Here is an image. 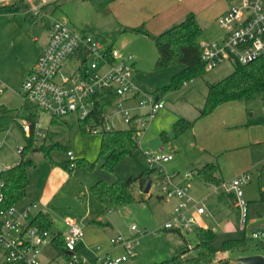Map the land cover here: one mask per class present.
<instances>
[{"label": "rangeland", "instance_id": "374dc122", "mask_svg": "<svg viewBox=\"0 0 264 264\" xmlns=\"http://www.w3.org/2000/svg\"><path fill=\"white\" fill-rule=\"evenodd\" d=\"M59 1L60 3H58ZM193 1L198 4L199 2L202 3L205 0ZM58 2H56L58 4H56L57 7L55 10V17L67 18V21L76 29L82 30L86 28L90 30L97 36V38L101 39L104 44L114 45L124 55H134V61H137L138 64L135 68L133 66V73L141 80L139 83L141 85L136 83L135 80L134 82L142 91L154 92L156 95L162 97V99L167 103L165 111H174V109H179L176 105L178 103V105L184 104L185 107H187V114H191V117H201L200 109L204 106L208 91H206V88L201 89L197 87V83L205 85L209 82H216L213 80V76L216 73L224 72L226 73L224 77H226L235 69V65L230 62H223L217 67L207 70L203 75L196 77L193 80H189L188 84H184L181 88L162 94L158 89L163 84L169 82L172 76L183 68V64L163 69L156 68L155 64L158 58V50L153 38L146 33L139 34L125 31L124 29L125 27H128V25H125L122 21L123 26L119 24L120 18L123 17V9H125L128 0H58ZM113 10L120 11V18L116 17ZM52 18L53 17L51 16L45 17L44 21L52 23ZM34 26H36L37 34H44L42 20H40L37 24H27V27ZM143 28L148 30L144 26ZM213 32L214 36H211L209 39L204 38L205 40L203 41L215 40L223 35L224 31L220 27L219 22L215 25ZM217 40L221 41V39ZM78 63L79 62H77L76 59H73L68 63L66 72L71 73L72 69L76 67ZM190 90L191 93L188 94V91ZM193 90L195 91V96L192 93ZM188 95L193 100H190ZM132 97L136 98L125 101L124 106L131 110L132 115L146 114L147 108L140 105V97L138 95H134ZM235 101L236 104L234 106H242L244 110V117L246 115L250 120H257V122L260 121V123L264 125V92L257 94L250 100ZM15 103L16 101H11V104L14 105ZM113 110L116 111L113 106L107 108L108 113ZM232 110H234V108ZM161 111L162 109L157 113V115H159ZM68 118L69 119H65L68 124H51L49 115L45 112L40 113L38 117L39 125H37L36 128L37 144L38 146L41 144L48 146L50 148L51 158H47L44 152L38 148L27 153V158L33 160L36 165L30 169L29 176L31 185L28 188V196L35 192L39 193L41 190H45L47 195L50 193L52 194L56 185L60 186L67 181L66 188L68 189H73L74 186V188L78 187L77 183L80 185L77 194L80 199H82L79 200L85 205V200L87 199L88 194L95 198L89 191L93 184L99 180H104L108 184H113L118 180L127 181L130 177H138L144 169L148 168L144 152L151 151L159 153L163 150L168 151L170 149V145L169 142H164L163 134L166 132L170 137L175 136L173 132L174 123L172 128L168 129L163 127L162 124L164 121H162V123L158 120V118L147 123L145 127L139 126V148L133 156H127L122 159L117 164L114 171H109L103 167L104 160L99 156L100 139L102 135L93 134L90 128H87L86 131H82L80 126L81 121L78 117L72 115ZM258 118H260V120ZM114 119L119 120V122L116 121L118 123V129H127L129 127L128 124L122 121L121 114L116 113L115 115H111L110 120L112 121ZM195 120L196 119H192L191 121L195 123ZM26 122L27 121L23 120L22 124L24 125ZM245 127V125L244 127L241 125L239 127H234V129L237 131L236 128H239L238 131H244ZM179 137L183 143H178L180 145L190 147L191 153H193L191 141H193L194 138L192 139L191 128L186 130ZM0 138L2 140V145L0 146V167L6 169L14 166L20 160V148L26 144L22 128L16 121H14L12 116L0 115ZM175 138L178 139V137ZM176 139L175 141H178ZM180 145L178 146V150L175 154L181 153ZM65 148L72 149L77 159H87V161H89V165H77L76 169L83 170L82 175L76 176L75 172H70L64 168L67 160ZM190 150L188 148L189 152ZM206 152L208 151L204 152L205 156ZM260 154H264V152H261ZM213 162L218 165V161L214 158ZM193 167L195 166L193 165ZM191 169L192 168L189 165L184 173L191 171ZM232 170L233 169L228 172H232ZM216 173L218 176L221 175L220 166H218V171ZM254 173L255 172L251 175V183H247L243 186L244 198L247 201L259 198V179L261 188L264 186V173L261 178L254 175ZM159 174V171H155L150 176L153 180V188L150 193H146L145 187H142L141 182L139 180H135L130 185L135 201L129 204L112 207L111 209L95 198L97 203H99V208L93 205L97 212L96 215L89 214L82 218L73 210L66 208V206L56 204L57 198L51 199L50 204H44L38 200L40 202H38V205L40 206V209L52 213L55 220V229H52L53 231L64 226L67 228L69 225L68 220L74 219L76 222L83 225L85 235L90 229H95L96 235L99 237V240L97 241L105 242L104 246H107L106 242H110V238L117 237L118 235L134 237L135 256L129 257L121 264H151L154 262H160L171 258L175 254V248L183 245H187L190 248L185 256L187 258L193 257L195 256V250L193 247L198 242L196 229L200 223L199 214L193 207L186 213L187 219H192L190 223L192 231H182V233H180L175 229H164L163 225L167 221L173 219L175 215L174 207L177 205L179 200H176L177 198L167 199L162 196L159 186ZM231 179L224 181H229ZM90 182L92 183L88 187V183ZM188 184L190 186L191 195L198 201H202L207 213L209 212V207L207 206L208 204L205 199L209 194L212 195L213 198L220 197L222 200L221 204H214L213 206L216 217L224 223L223 227L214 231L215 237L212 241V246L217 251L225 253V251L222 250V246L228 239L247 237L248 250L229 252V257L226 259L228 261H212L203 264H242L239 259L247 254L261 255L264 257V247L258 249L260 241L264 242V240L253 238L251 235V232L254 229H264L263 202H257L259 205H262L263 208H260L259 205L254 206V208L252 206L249 207V220L245 226L241 222L240 211L234 206L230 193L225 192L223 189L220 190L215 184H205L201 176L197 173H195L191 179L188 180ZM218 189L220 190L219 193L216 192ZM25 199L26 198H24V200ZM250 203H252V201ZM20 205L21 203H17V206ZM216 205L220 206L216 208ZM38 209H33L32 213L35 214ZM133 224L137 226V230H131V225ZM233 227L235 231H233ZM245 227L247 229L246 233L244 231ZM81 242H79V244ZM51 244L52 243H48L43 247V252L39 257L42 264L53 253H55L54 248L50 247ZM79 244L77 245L78 250L81 248ZM124 253L125 251L123 252L122 249L117 250V254L122 255ZM88 255V264H106L102 261L94 260L95 258H91L90 256H92V252H88Z\"/></svg>", "mask_w": 264, "mask_h": 264}, {"label": "built area", "instance_id": "2783aa9c", "mask_svg": "<svg viewBox=\"0 0 264 264\" xmlns=\"http://www.w3.org/2000/svg\"><path fill=\"white\" fill-rule=\"evenodd\" d=\"M11 0H0L8 3ZM55 0H36L31 5L33 13L38 14L43 5ZM229 7L218 17L223 35L219 40L201 41L200 47L207 70L217 67L223 62L233 65L247 64L264 56V0H228ZM87 58V66L83 62ZM78 59V65L71 73L65 72V65L72 58ZM132 54L124 55L113 45H106L88 29H76L66 19H54L51 24L50 37L47 45L38 56L34 66L26 76L21 87L24 101L35 104L41 112L52 118L62 119L76 116L84 121L86 128L93 134H102L103 130L118 129V123L110 120L111 115L121 114L122 121L129 128L135 124L145 127L157 113L166 106L165 101L154 92L142 91L133 80ZM104 88H113L118 98L109 105L116 109L106 112L104 124L96 125L93 114L95 111V96ZM138 95L140 105L147 108L144 115L131 114L124 106L128 97ZM120 108V109H119ZM25 131H30V123L24 125ZM2 140L0 138V146ZM70 166L74 167L75 154L67 151ZM149 169L159 171L160 190L162 196L177 198L179 202L174 207L173 219L167 221L164 229L192 231L191 221L186 213L194 208L203 214L206 209L201 201L195 199L190 192V186L178 184L174 175L166 172L164 165L173 159L172 153L144 152ZM3 170L0 167V174ZM197 173L189 171L184 174L188 180ZM250 180L248 172H242L229 181H222L218 187L235 197L240 211L242 224L248 223L249 203L244 198L243 186ZM3 180L0 176V191ZM36 203L24 209L15 205L8 209H0V264H42L39 260L43 247L52 240L56 233L32 225V210ZM68 228L64 231L65 250L68 254L59 264H88V257L77 251V245L85 237L83 225L74 219L68 220ZM132 230H137L133 224ZM253 238L264 240V229L258 228L251 232ZM134 237L118 235L110 238L112 246H122L125 253L114 256L110 252L103 253V246L94 247L96 260L106 264H121L135 255Z\"/></svg>", "mask_w": 264, "mask_h": 264}, {"label": "crops", "instance_id": "0c3cea01", "mask_svg": "<svg viewBox=\"0 0 264 264\" xmlns=\"http://www.w3.org/2000/svg\"><path fill=\"white\" fill-rule=\"evenodd\" d=\"M15 1L16 0H11L10 2L5 4H11L14 3ZM27 1L32 5V3L36 0H27ZM56 2H58V0L46 4L44 9L42 10V13L40 14V18L35 22H32L31 20H27L24 14H18V15L0 14V107L3 109L10 110V113L6 115L12 116L13 118H14V114L16 113V110L19 109L24 103L23 95L20 92L23 82L26 76L28 75L29 71L34 66L38 56L40 55V53L42 52V50L49 41L50 29L52 23L45 22L44 18L51 16L53 17L52 18L53 20L57 19V17H55L54 15L57 7L56 4L60 3V1L58 3ZM228 7H229L228 0H205L202 3L199 2L198 4H196V2L193 0H130V1L128 0L125 9H123L124 13L122 14L123 15L122 18H120L121 15L120 11L113 10V12L114 14H116V17L120 18L119 20L120 25H122L123 23H125V25H128V27L129 26L137 27L143 25L148 29L146 31L151 35H158L162 31L182 21L188 13L193 12L196 14V16L198 17L200 23L204 28V33L200 37V42H201L205 40L204 38L209 39L211 36H214L213 29L215 25H217L218 17ZM58 19L67 20V18H63V17H60ZM40 20H42V24L44 28V34L41 35L37 34L36 26L27 27V24L30 23L37 24ZM73 59H76L78 62L77 58L72 57L65 65L64 68L65 72L68 63L71 62ZM137 64L138 62L134 61L133 63L134 68L136 67ZM224 75H226V73L218 72L213 76L214 77L213 80L215 81L220 80L221 78L224 77ZM133 80H135V82L138 84L141 81L137 76L134 75V73H133ZM209 83L205 85L202 83H197V87L201 89L206 88V91H208ZM188 92H189L188 94H190L191 90ZM192 93L194 95L195 91L193 90ZM132 98H136V97H128L125 101H128ZM189 99L193 100L192 98H190V96ZM12 100L16 101L14 105L11 104ZM235 102L236 101H229L223 103L220 106H218L214 112H212L210 115H207L205 117H199V116L191 117V114L190 115L187 114L188 113V111L186 110L187 107H185L184 104L178 105V103L177 104L175 103L179 109L177 110L174 109V111H165L166 108L165 106V108L162 109L159 115H157L154 118V119L158 118L160 122L164 121V123L162 122L163 123L162 125L163 127L168 129H171L173 123H175L176 120L179 118H187L191 120L196 119L193 127H191L192 139L194 138V140L191 141V146H193L192 149L193 153H191L190 147L180 145L178 142L183 143V141L180 140V137L176 139L175 136L170 137V141H169L170 149L168 151H164V150L162 151L163 153H172L174 156L171 161L167 162L164 165V167L166 172H168L171 175H174V181L176 183L180 185L188 183V179H186L183 175L185 174L184 171H186L189 165L192 168L191 171H197L208 163H214L213 158L218 161L217 162L218 165L215 163L217 165V171H218V166H220L221 168V175L218 176L217 173L215 174L219 183L217 184L208 183L199 174L202 180L205 182V184L208 185L215 184L218 187V185L222 181L231 179L232 177H235L236 175L242 172H248L250 174V180L248 184L251 183L252 181L251 175L253 172H255L254 175L260 178L263 176L264 154H260V153L264 152V125H262L260 121L257 122V120L256 121L250 120L249 118H247L246 115L244 117V110L242 106L239 107L234 106L236 104ZM233 108L234 110H232ZM49 117L51 124L54 123L68 124V122L65 119H69L68 118L69 116L62 119H53L50 115ZM258 119L260 120V118ZM22 121L23 120H21L20 122L21 124ZM115 121L119 122V120H115ZM241 125L242 127H244V125L246 126L245 130L238 131L239 128H236L237 131H235L234 127H239ZM22 132L23 135L24 134L28 135L29 133L28 131H23V129ZM172 138H175L178 141H175V139ZM178 144L181 146V153L175 154V152L178 150V146H179ZM188 148L190 152L188 151ZM68 150H72V149L68 148ZM205 151H208L206 152V156L204 153ZM67 161H69L68 154H67L66 162ZM193 165L195 167H193ZM76 168L77 167L73 169L75 175L76 176L82 175L83 170ZM231 169H233L232 172H228ZM66 183L67 181L61 184L60 186L56 185V187L53 189L54 191L52 192V194L50 193L47 195L45 190L44 191L41 190L39 193L35 192L30 196L26 194V196L24 197L26 199L24 200L23 198L18 202V204L21 203V205L17 206L16 204V207H18L17 209L19 210L24 209L34 203L38 205L39 202L38 200H40L44 204H50L51 199H56L60 196H70L75 198L83 206V208L86 211L85 216L89 214L96 215L97 212L93 207V205L98 207L99 203H97L96 199L88 194V197L85 200V205H84L80 201L82 199H80L79 195L77 194L80 185L77 183L78 187L74 188L75 187L74 186L73 189L71 188L68 189L66 188ZM91 183L92 182L88 183V187L89 185H91ZM259 187H260L259 198L255 200H249L248 203L252 201L249 207L252 206L254 208V206L259 205V203L257 202H262L260 201V192L261 190H264V186L261 188L260 179H259ZM152 188H153V180L151 179V185L149 191L146 193H150ZM219 189L221 190V188ZM219 189L218 191H216L217 193H219L220 191ZM230 195L234 206L238 208L236 205L234 195L231 193ZM205 201L208 204L207 206L209 207V212L207 213V211H205L203 214L199 215L200 223L198 227L211 229L213 232L217 231V229H220L221 227L224 226V223L222 222V220H218V218L216 217L213 206L214 204H221L222 200L220 197L213 198L212 195L209 194L206 197ZM219 206L220 205H216V208H218ZM259 206L260 208H263L262 205ZM66 208L71 209L68 206H66ZM35 209H38V211H36L35 214H37L40 210H42L40 209L39 205ZM49 213L52 215L51 212ZM35 214L33 213V215ZM67 228L66 226H64L55 231L53 230L52 231L54 233H58V232L64 233V231ZM52 229H55V220ZM95 231H96L95 229H90L89 232L88 231L86 232L84 239L82 240V242L80 241L81 243L79 244L81 248L79 250L77 249L79 253L89 256L90 253L88 255V252H92V256L90 257L93 259L95 258L94 260H96V254L93 249L98 244L103 246V253L110 252L112 255L118 256L120 254H117V250L122 249L123 252L125 251L122 246H112L109 241L106 242L107 246H104L105 242L97 241L99 240V237L96 235ZM233 231H235L234 227H233ZM244 231L245 233L247 232L246 227L244 228ZM235 239H242V238H235ZM50 247L54 248L55 253H53L47 260H45L43 264L62 263L64 257L61 256V254L53 244H51ZM258 249L261 248L258 247ZM229 252L231 251H225V253H222L221 251H217L215 254V259L213 261H228L226 259L227 257H229L228 256ZM248 255L250 254H247L245 256Z\"/></svg>", "mask_w": 264, "mask_h": 264}, {"label": "trees", "instance_id": "16d2710c", "mask_svg": "<svg viewBox=\"0 0 264 264\" xmlns=\"http://www.w3.org/2000/svg\"><path fill=\"white\" fill-rule=\"evenodd\" d=\"M57 1V0H55ZM52 1V2H55ZM51 2V3H52ZM45 5L40 8L38 14L31 10V4L27 0H16L14 3H0V14H24L27 20L35 22L40 18V14ZM125 31L134 33H146L151 36L158 50V58L156 68L163 69L178 64H183V68L175 73L169 82L163 84L158 90L160 93H168L181 88L189 80L203 75L207 69L202 56L199 39L204 33V28L195 13L190 12L179 23L164 30L158 35L149 34L143 26L125 27ZM86 58V56H84ZM87 58L83 62V66H87ZM264 92V59L263 57L247 64H236L234 71L228 76L208 85L204 106L200 109V116L204 117L212 112L223 103L229 101H245L254 98L257 94ZM118 98L113 88H104L95 96L96 105L93 118L96 125L104 124V113L111 103ZM10 110L0 107V114H9ZM40 109L33 103L24 101L23 105L16 110L14 121L24 127L20 123L21 120L30 123L29 134H24L26 144L20 148L21 158L14 165L1 171L3 186L0 191V209H8L16 205L27 194V189L31 184L30 169L35 165L34 161L27 158V153L34 149H40L47 158L50 157V148L45 144L38 146L36 141V128ZM56 119V118H53ZM54 121V120H53ZM85 122L81 121L82 131H86ZM194 122L185 118H179L173 125L175 137H179L186 130L191 128ZM139 129L135 122L127 129L103 130L100 140L99 156L103 158V167L109 171H114L117 164L127 156L133 154L139 148L138 134ZM164 142L170 141V136L164 132ZM66 152L68 148H65ZM71 161H67L64 168L73 171L75 167L89 165L87 159H75V166H70ZM156 170L144 169L141 174L136 177H130L127 181L118 180L113 184H108L104 180H99L93 184L89 191L96 199L101 201L106 207H118L135 201V197L130 189V185L139 180L144 188L147 178ZM217 165L208 163L201 169L197 170L203 179L208 183H219L216 178ZM260 201L264 202V190L260 192ZM32 225H37L42 229L52 231L54 220L52 215L44 210H40L33 216ZM171 230V229H170ZM182 233V231L175 229ZM198 242L193 249L195 256L187 258L185 255L190 250L187 245L175 248V254L166 260L154 262L151 264H203L212 262L215 259L217 250L212 246L215 237L211 229L198 227L196 229ZM52 244L57 248L62 257L68 256L65 250L64 236L62 233H56L52 240ZM259 248L264 247V242H260ZM247 237L242 239H230L223 243L222 250L237 252L247 250Z\"/></svg>", "mask_w": 264, "mask_h": 264}, {"label": "water", "instance_id": "95a60500", "mask_svg": "<svg viewBox=\"0 0 264 264\" xmlns=\"http://www.w3.org/2000/svg\"><path fill=\"white\" fill-rule=\"evenodd\" d=\"M150 185L151 177H148L145 185V192L149 191ZM56 204L70 207L78 216L82 218L86 215V211L82 205L73 197L60 196L56 199ZM239 261L242 264H264V257L261 255H248L240 257Z\"/></svg>", "mask_w": 264, "mask_h": 264}]
</instances>
